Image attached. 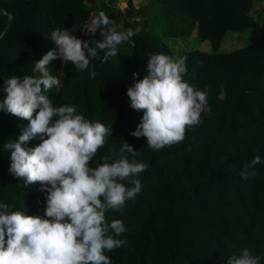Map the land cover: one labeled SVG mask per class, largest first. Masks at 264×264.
I'll use <instances>...</instances> for the list:
<instances>
[{"label":"trees","instance_id":"obj_1","mask_svg":"<svg viewBox=\"0 0 264 264\" xmlns=\"http://www.w3.org/2000/svg\"><path fill=\"white\" fill-rule=\"evenodd\" d=\"M98 1L101 8L96 0H0V102L7 95L5 79L35 75V62L55 46L53 30L67 28L82 41L101 39L99 30L92 34V21L103 11L118 31L131 29L135 35L118 45L116 56L100 52L91 61L94 79L89 70L52 61L50 74L60 84L47 95L53 106H75L77 114L112 128L90 166L103 163L110 150L118 158L125 141L136 150V161L149 165L139 175L142 191L135 200L122 214L106 213L107 221L120 219L127 228L118 237L127 242L106 253L111 264H227L244 248L264 264V162L249 169L255 172L250 179L239 175L255 156L264 161V24L252 43L219 52L229 32L255 26L254 0H151V9L157 3L165 7L169 27L173 20L187 27L166 31L139 29L136 18L146 19L148 6L136 9L130 0L121 10L117 0ZM194 28L213 50L181 54L184 80L207 94L202 123L189 129L182 143L153 151L146 138L130 135L143 112L131 108L127 89L136 83L134 72L137 79L147 74L149 54L174 57L167 39L191 38ZM27 123L0 111V203L9 204L10 211L44 216L46 194L39 183L25 187L23 179L10 175L11 150L3 147L17 140ZM39 142L37 137L25 147Z\"/></svg>","mask_w":264,"mask_h":264},{"label":"clouds","instance_id":"obj_2","mask_svg":"<svg viewBox=\"0 0 264 264\" xmlns=\"http://www.w3.org/2000/svg\"><path fill=\"white\" fill-rule=\"evenodd\" d=\"M92 23V34L99 30L101 39L82 41L67 28L55 29L51 33L55 46L35 62V75L5 79L7 95L0 111L28 122L17 140L3 145L11 150L9 173L23 179L25 187L39 183L46 208L44 216L26 215L0 203V264H111L106 253L127 242L118 238L127 231L123 221L109 222L106 213L122 214L127 202L135 200L142 191L139 175L149 165L137 162L136 150L125 141L118 158L110 150L112 155H105L103 163L90 166L112 128L77 114L75 106H53L47 95L60 84L50 74L52 61L71 63L77 71L89 70L100 52L114 57L118 45L135 35L131 29L118 31L103 11ZM186 72V57L153 53L143 79L132 74L136 83L127 89V96L131 108L143 115L130 135L146 138L153 151L182 143L187 131L202 123L207 94L184 80ZM96 75L94 67L89 70L91 79ZM37 137L40 142L35 147H25ZM262 162L259 155L252 158L240 177L250 179L255 172L249 169ZM227 264H261V257L244 248L229 256Z\"/></svg>","mask_w":264,"mask_h":264},{"label":"rangeland","instance_id":"obj_3","mask_svg":"<svg viewBox=\"0 0 264 264\" xmlns=\"http://www.w3.org/2000/svg\"><path fill=\"white\" fill-rule=\"evenodd\" d=\"M151 1V0H149ZM95 4L101 8V4L98 0H96ZM255 9H254V16L256 19V24L253 28L243 32V33H235L229 32L226 35L224 42L219 50V52L228 53L230 51L236 50L238 48L244 47L259 37L261 32V28L264 24V0H254ZM122 7H125L122 5ZM146 14L148 15L146 19H144L143 25H141V29L144 27H148L149 29H153L155 31H166L168 29L178 30L182 28V30H186V25H181L177 27V23L175 20L171 21V25L169 27V18L167 20V11L164 6L160 4H156V6L151 9L150 6L145 10ZM167 20V23L166 21ZM181 20V19H180ZM182 21V20H181ZM196 28H194L193 33H195ZM194 36V35H193ZM168 44L171 46L174 57L173 58H180L181 54L184 50H201L204 52L212 53L211 43L209 41H201L199 38L192 37L187 38L185 37H178V38H168ZM205 42V43H203ZM130 50L125 57H128Z\"/></svg>","mask_w":264,"mask_h":264},{"label":"crops","instance_id":"obj_4","mask_svg":"<svg viewBox=\"0 0 264 264\" xmlns=\"http://www.w3.org/2000/svg\"><path fill=\"white\" fill-rule=\"evenodd\" d=\"M104 1V0H103ZM130 0H117L116 2V6H118L119 8L125 10L128 7V3ZM133 2V4L135 5L136 9H140L146 6H150L151 5V1L149 0H131ZM106 3H109L110 0H105ZM97 5V4H96ZM122 5H124L125 7H122ZM141 21L139 22V29H141V25H143V19H144V15H141ZM93 26V25H92ZM194 35V36H193ZM196 36V32L192 34V37ZM191 37V38H192ZM205 43V42H203Z\"/></svg>","mask_w":264,"mask_h":264}]
</instances>
